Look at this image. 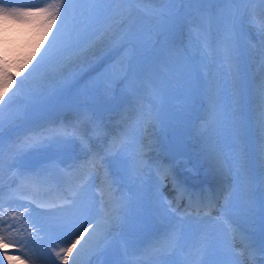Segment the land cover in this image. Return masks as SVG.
Instances as JSON below:
<instances>
[{"label": "snow or ice", "instance_id": "1", "mask_svg": "<svg viewBox=\"0 0 264 264\" xmlns=\"http://www.w3.org/2000/svg\"><path fill=\"white\" fill-rule=\"evenodd\" d=\"M14 2L0 0V19L38 21L44 31L36 49L39 52L43 48L39 57L30 56L17 74L10 72L6 65H0V181L5 170L15 169L11 171V177L14 178L12 183L16 184L15 188H11V183L9 185V201L23 199L19 194L24 188L47 183L52 178L49 173L56 169L55 164L39 170H21L16 161L25 148L41 146L57 136L72 135L87 149L83 159L68 166L69 174L71 170L84 174L98 172L111 155L123 159L129 178L141 187L146 177H152L153 173L155 176L148 195L134 207L130 197L116 196L117 190L113 186L117 181L105 171L101 183L106 186L108 197L102 202L101 212L95 214V206L81 198L85 185H80L69 196L57 197L60 203L30 200L23 211H16L11 206L4 207L6 201L0 183V264L5 261L11 264L14 257L9 249L19 252L25 248L32 257L46 264L49 261L51 264L57 261L69 264L70 260L71 264H94L116 243V229H120L119 243L125 258L115 264H210L209 255L216 257L214 264L264 261V242H256L233 218L234 215L252 213L257 207L264 209V201H259L254 193V176L246 144L247 126L239 107L240 42L248 35L249 26L254 27L262 38L259 67L264 73V0H51L42 7L8 6ZM138 12L157 21L161 25L159 31L142 38L135 25ZM189 17L199 20V23L196 19L191 21L195 28L190 29V39L194 37L198 41L201 51L188 57L186 64L173 67L161 78L155 74L145 75L143 67L137 66L134 54L125 56L118 62V67L107 70L102 89L96 85L86 89V99L74 124L30 132L18 141L9 140L6 155L4 130L8 129L11 135L30 104L51 100L55 92L49 94L50 78L62 73L74 56L105 37L119 43L120 47L140 42L150 46L149 50L156 49L161 45V37L167 42L168 34ZM214 20L221 21L215 27L222 31V38L216 41L213 53L210 34ZM44 41H47L46 45ZM160 50L161 53L165 51L163 46ZM29 64H32L30 69ZM25 69H28L27 75L17 79ZM172 80L178 90L187 88L203 92L207 97L206 113L198 128L201 152L213 169L229 181L221 193L223 210L217 218L202 211L215 206L219 202L217 196L186 187L177 179L173 165L150 156L151 143H144L138 135L141 128L147 131L149 126L163 123L164 96L169 92ZM113 85L123 86L122 90L137 98L143 88H151L152 97L150 106L146 109L141 106L134 120L130 115L122 117V121L131 123L109 133L97 113L106 99L114 98L116 89ZM257 95L259 158L264 162V76L257 86ZM14 98L21 99L25 107L8 110ZM89 126L93 132L111 137L106 147L97 151L88 147ZM166 180L171 182L176 193L175 207L161 192ZM181 200L187 201V211L183 214L178 211ZM32 205L47 211L36 213L30 210ZM193 210L199 221L207 223L200 238L186 251L183 221L192 217ZM156 216L180 223H169L147 242L127 238L126 233L146 234ZM69 237L74 238L69 241ZM47 245H52L50 252Z\"/></svg>", "mask_w": 264, "mask_h": 264}, {"label": "bare ground", "instance_id": "2", "mask_svg": "<svg viewBox=\"0 0 264 264\" xmlns=\"http://www.w3.org/2000/svg\"><path fill=\"white\" fill-rule=\"evenodd\" d=\"M51 0H15L14 3L9 4L8 6L14 7H42L46 3H50ZM141 15L139 13L136 14L135 25L140 22ZM36 21H4L0 19V65H6L8 70L13 74H17L20 67L28 60V58L32 55L39 57L40 53L43 52L42 48L37 52L33 49V47L25 44L23 47L18 46L19 41L23 40L24 42H34L36 44L39 41V38L35 36L34 38H24L29 36L31 33L44 31L42 27L36 28L34 23ZM141 23V22H140ZM138 27V25H137ZM251 29H248V42H247V60L249 64V68L246 71V75L242 78L240 84L244 85L243 92H245L249 99L245 100L241 96V101L239 107L243 111L244 122L247 126L246 133V144L248 153L251 159L252 172L254 176V193L259 201H264V162H262L259 158V143H260V132L258 127V119H259V97L257 95V86L260 82L261 71L259 65V46L261 42V36L257 33L256 29L250 26ZM221 35V34H220ZM7 36V37H4ZM214 37V36H213ZM216 38V36H215ZM211 39V38H210ZM214 42V41H213ZM116 44L113 40L105 37L103 39L98 40L91 47H89L86 51L81 52V54L74 56L72 62L67 64L64 71L57 75H54L50 78V93L60 86H64L65 82L68 80L66 87L70 81V83L74 86L78 85V81H84L82 78H85V75L89 72V70L93 67L95 58H97L100 54L106 52L109 48L114 47ZM253 45H256V48H253ZM214 48V47H213ZM216 48V47H215ZM214 48V49H215ZM9 53L5 52V50ZM119 50V49H118ZM120 51H109L105 53L101 57V61L105 57L108 59H113L119 56ZM120 57V56H119ZM154 60V59H153ZM157 59L151 62V75L155 74L159 67L162 65L160 63L159 67L156 69L155 65H157ZM35 63V60L32 62ZM165 64V63H164ZM91 66L90 68H88ZM32 67V64L28 65V69ZM161 67H166L162 65ZM28 69H25L23 73L17 75V79H20L22 76H26L28 73ZM72 78V79H71ZM162 78V77H161ZM86 79V78H85ZM63 87V88H64ZM151 88H143L139 94V97H130L127 100H124L120 97L108 98L110 108L107 110L98 111L97 115L103 121L107 131L109 133H115L119 130L120 127H123L125 123H131L132 121H122V117L124 115H130L132 120L135 119L137 112L140 110V107L143 106L145 109L150 106L148 98H145V93ZM11 91H15L12 89ZM11 91L9 94H11ZM241 91V89H240ZM49 93V94H50ZM199 97L201 95L198 94ZM150 100V99H149ZM48 102V101H47ZM45 102V103H47ZM69 103L70 106L66 109L65 104ZM83 101L74 100L73 102L67 101L65 103H60L62 108H59L57 111L53 112L50 115H44V112L38 113L37 115H30L31 112L39 110L33 108L36 103L30 104L27 107L26 113L23 115L21 119L17 121L18 127L9 135V130L5 129V152L7 155L9 140L18 141L22 139L25 134L30 132H40L42 130L47 129H58L62 125L67 127L76 122L77 113L81 111V104ZM44 104V103H42ZM41 104V105H42ZM25 107L24 102L19 98H14L13 102L10 104L8 110H17L23 109ZM191 108V107H190ZM186 110L183 109L184 112H172L173 115L179 116L180 120H177L180 124V128L183 129L185 133L192 140V144L190 145L192 151V156L188 159H182L181 157H167L164 153V132L160 130L159 126L156 124L155 126H149L147 131H144L143 128L140 129V137L144 139V143H151L152 150L150 151V156L153 159H158L165 164L173 165V171L178 180H180L186 187L190 190L196 192H206L213 193L217 196L218 200H222V190L229 183L228 178L226 176H222L218 174L211 164L205 160L202 152L199 141V135L196 133V128L200 125L194 122L195 118L202 117L205 115V109L202 111L195 112L194 109ZM7 111V110H6ZM187 111V112H186ZM175 115V116H176ZM169 129V127H167ZM70 131V129H69ZM88 136L91 137L89 141L88 147H90L93 151L101 150L107 146L110 136L103 137L102 135L93 132L91 126L88 127ZM36 147H44L52 153H57V151H61L59 148H63L71 153V159L69 162L71 164L78 163L79 160L83 159L85 156V152L87 149L80 142V140L72 135L68 136H57L55 139L50 141H46L41 146ZM33 148V147H32ZM32 148H25L23 151H32ZM55 159L52 157L49 161H41L37 163L36 167H45L46 164H55ZM18 167L21 170H30L28 165L25 164L23 157H20L16 161ZM12 170H5L2 176V181L0 183L3 184V198L6 201L4 207L11 206L16 211H23L24 207L29 206V201L23 199H12L9 201V195L11 189L9 187L11 183V188H15L16 184L12 183L14 178L11 177ZM108 172L112 175V177L117 181V183L113 186L114 189H123L125 192L123 196L128 195L131 198L133 206H137L138 203L142 201L144 197L148 195V190L150 188L152 179L155 176L153 173L152 177H146L145 183L143 187L131 178H129L128 174L125 170L124 161L122 159L121 164L116 161V156H108L104 161V168L98 172L93 174H84L80 172L81 176L86 180H76L73 174L77 173L76 170H71V174H69V169L65 171L67 176H64L61 180L58 175L60 174V169L56 168L52 173L56 179V187L50 189L51 180L47 183L41 184V190L36 191L32 198L38 203L41 202H56L60 195L66 194L67 196L71 195L72 191L78 188L80 185H85L83 188V192L81 193V198L83 201L91 203L95 206V213L101 212V206H99V202H101V197L107 196V188L105 185H96L92 188L93 183L102 180L104 172ZM189 173H195L198 176V181L194 182L188 178ZM100 179V180H99ZM61 182H65L64 185ZM168 185H163L161 187V191L163 195H171L173 194L176 197V193L172 188L171 182H167ZM33 185H30L24 188L20 194L26 193L28 189H32ZM128 190V192H127ZM117 192V191H116ZM187 202L186 200H182ZM186 208V207H185ZM213 208V207H210ZM30 210L35 211L36 213H44L47 209L37 208L35 205H32ZM209 210L202 209V211ZM180 214H183L187 209L180 208ZM241 217H237V220L248 234L249 232L261 222H264V209L257 207V209L252 213H244ZM193 215H195V211L193 210ZM192 215V216H193ZM191 218V217H190ZM190 218H187L183 221V224L187 222ZM169 223H180L179 220L172 219H162L159 216H156L150 223L146 234H140V239L147 242L153 234H157L164 230V228ZM206 221L203 222V228L206 225ZM82 230V228L80 229ZM256 242H264V237L260 240L254 234H250ZM114 236H116V243L108 249L102 257L97 258L94 261V264H99V260H101L100 264H113V261H117L118 259H124L122 248L120 247V237L114 232ZM127 236V235H126ZM74 237H69V241ZM130 239L129 236H127ZM198 240V239H197ZM197 240H193L195 243ZM192 240L185 236V243H191ZM193 243V244H194ZM64 246V245H61ZM52 245H47V248L50 252ZM190 247H187L186 251ZM75 252V250H74ZM10 255L14 257L11 264H46L45 261L36 260L31 256L29 249L25 248L22 251H15L14 249H9ZM25 253H29L27 256ZM16 257H19L17 259ZM115 257V258H114ZM216 258L213 255H209L208 261L211 262L212 259ZM55 260V257H52ZM112 262V263H111ZM7 261L4 262L6 264ZM47 264H51V262H47ZM56 264H59L57 261ZM71 264V260L69 261ZM257 264H264V261H257Z\"/></svg>", "mask_w": 264, "mask_h": 264}, {"label": "rangeland", "instance_id": "3", "mask_svg": "<svg viewBox=\"0 0 264 264\" xmlns=\"http://www.w3.org/2000/svg\"><path fill=\"white\" fill-rule=\"evenodd\" d=\"M159 6L160 5H157V7H159ZM138 13L141 15L142 18L140 20L141 23L139 22L136 24V29L139 31V34L141 35L142 38L146 39V37L149 34H154L155 32L159 31L161 25L157 21L149 19L142 12H138ZM193 19H196L197 23H199L198 18L189 17L186 22H184L182 25L176 27L175 29H173L168 34L169 39L167 42H165L163 37H161V45H158L156 47V49L149 50L150 46H145L140 42H137L134 46L128 45L125 47H120V45L118 43L114 47L109 48L106 52L100 54L97 58H95L93 60V61H95V60H97V61L94 62L93 67L85 75L86 79L82 78L84 81L81 82V80H80V81H78L79 84L74 86L70 83V81H71L70 80L68 85L66 87H64L68 82V80H67L65 82L64 86H60L58 88H55L52 91V92H55V95H52L51 100H49L47 103H44V104L36 103L33 106V108H36V109L39 108V110L31 112L30 115H37L38 113H42V112H44V115H50L53 112L57 111L59 108H62L60 103H65L67 101L73 102L76 99L84 101L86 99V96H85L86 89L89 87H92L93 85H96L102 89L104 84L106 83L105 76H106L107 70L113 69L114 67H118V62L127 55L134 54L135 62L137 64V66L143 67L145 75H151L152 74L151 72H149V67L151 66L152 61H155L156 59L158 60L157 65H155L156 69L159 67L160 63H162V65L166 64L167 66L164 68L161 67L162 66L161 65L155 73V75H159L162 78L165 77V75L169 72L170 69H172L175 66H182V65L186 64L188 62V60H187L188 57H191L194 53L199 54V52L201 51V49L199 48L198 41L194 37L190 39V29L195 28V25L191 22ZM217 24H221V21H219V20L213 21L214 27H213L212 32L210 34V38L212 41L213 53L215 52V49H216L215 48L216 47V41L218 39L222 38V31H217V28L215 27V25H217ZM34 25L36 28L41 27L40 24L38 23V21H36L34 23ZM137 25H138V27H137ZM248 29H251V27L249 26ZM35 36H37L39 38V41L36 44H34V42L28 43V42H24L23 40H20L18 43L19 44L18 46L23 47L25 44H28L29 46L33 47V49L35 50V48H37L38 45L41 43L43 31L35 32L33 34L31 33L29 36L24 37L26 39V38H34ZM215 36H216V38H215ZM4 37H7V36H4ZM247 42H248V35L246 37H244L240 42V44H241L240 77H242V78L246 75V71L249 68V66H247V64H249V62L247 60ZM44 44L46 45L47 41H44ZM161 46H163L165 49V51L163 53H161V50H160ZM168 49H170V51H168ZM42 51H43V48H42ZM109 51H118V52L120 51V53H119L120 57L117 56L113 59H108L107 57H105L103 59V61L100 62L101 57ZM5 52L7 53V55H9V53L6 50H5ZM257 65H259V64L257 63ZM90 67L91 66H89L88 68H90ZM217 68H218V64L216 66H214L213 70L215 71ZM262 75L264 76V73L261 72V76ZM241 79H240V81H241ZM113 87L116 89L114 92V97H120L124 100H127L131 97V94L127 90H122L123 86L116 87V85H113ZM168 87H169V92L164 96L163 111L161 112V119H162L163 123L157 124L159 126L160 130L164 132V141H165L164 153L167 157H181L182 159H188L192 156L193 149L191 150V148H190V145L192 144V140L187 135V133H185L183 131V129L180 128L181 123H179L177 121V120H180L179 116H177L176 114H175L176 116L173 115L172 112L177 111V112L181 113V112H184L183 109L186 110L187 108H188V110L194 109L195 112L202 111V109L206 110L207 104H208L207 97H206V94L203 92H196V91H193V90L187 89V88L182 89V90H178L176 88L175 80H172ZM240 89H241L240 93H241L242 98L245 100L249 99V96L245 92H243L244 85L240 84ZM57 90H59V91H57ZM51 93H50V95H51ZM198 94L201 95V97H199ZM144 97L148 98V100H145L146 102L151 103L152 91H150V89H149L145 93ZM108 101H109V99H106L104 101L103 107L100 111L107 110L108 108H110ZM157 102H158V100H157ZM69 106H70V104L66 103L64 106L65 108H63V109H66ZM205 113H206V111H205ZM204 116H202V117L197 116L195 118L194 122H196L197 124H201L202 118ZM243 117H245V116L243 115ZM167 127H169V130L171 128V129L177 130L181 133L182 137L186 140V142L189 145L188 146L189 150L187 153L180 152V151L175 152L174 154L170 153V151L168 149V145H167L168 144L167 134L169 131L167 129ZM198 128H199V126L196 128V133L199 135ZM138 135L140 137V131H139ZM198 142H200V140ZM199 146H201V145H199ZM32 149H33L32 151H22L20 154V157H23L26 164L32 165L31 159H33L34 156L38 155L39 152L50 153V151L44 147H33ZM59 149L61 150V151H59V154L65 159V161H68L70 159L71 153L68 152L67 150L63 149V148H59ZM52 155L55 156V158L59 157V155L57 153L52 154V152H51V156ZM48 158H50V156L47 157V159ZM114 159H115V156H114ZM116 161L121 164L122 158L120 156H116ZM188 178L194 182L198 181V176L195 173H189ZM167 182L168 181L166 180L164 185H168ZM122 191H123L122 189L118 191L119 196L122 194ZM162 194H163V192H162ZM163 196H165V195H163ZM165 197H167L169 200H172L173 206L174 207L176 206L177 201H176V197H174L173 194L167 195ZM101 199L103 200V202H105L107 200L106 196H103ZM218 201L219 202L215 205V207L217 209L221 208V205L223 204L222 200L219 199ZM233 212H235V210H233ZM243 215H245V214H243ZM199 222L200 221L194 216L193 219H191L188 222L189 225L192 226L191 228L188 226H183L184 227L183 231H184L186 237L193 238V239H199L200 238L202 231L200 229L196 228L199 226L198 225ZM259 225H258L259 227H262L264 225V222H261ZM259 227H257V228H259ZM119 232H120V229H116V234H118ZM125 235L129 236L130 239H140L139 238L140 234L133 235V234L126 233ZM185 246H186V244H185ZM215 259L216 258L212 259L210 264H214ZM121 260H123V259H121ZM117 261H119V259ZM115 262L116 261H113V264H115ZM98 263L100 264L101 260H99ZM6 264H8V262Z\"/></svg>", "mask_w": 264, "mask_h": 264}, {"label": "water", "instance_id": "4", "mask_svg": "<svg viewBox=\"0 0 264 264\" xmlns=\"http://www.w3.org/2000/svg\"><path fill=\"white\" fill-rule=\"evenodd\" d=\"M183 142H184L183 139L180 137V135L176 131H171L170 143L172 146H175L177 143L182 145Z\"/></svg>", "mask_w": 264, "mask_h": 264}]
</instances>
